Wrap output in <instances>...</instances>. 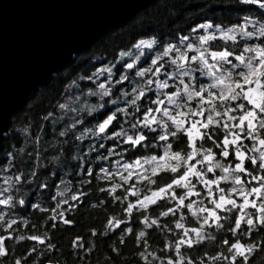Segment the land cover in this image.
I'll return each instance as SVG.
<instances>
[{
  "label": "snow or ice",
  "instance_id": "obj_1",
  "mask_svg": "<svg viewBox=\"0 0 264 264\" xmlns=\"http://www.w3.org/2000/svg\"><path fill=\"white\" fill-rule=\"evenodd\" d=\"M237 5L247 14L230 26L205 18L179 37L136 39L81 76L85 103L73 109L81 115L65 125L52 112L44 117L60 138L52 152L45 148L47 166L36 167L40 133L33 147L4 153L0 264H61L64 253L47 229L76 226L66 213L89 200L83 189H92L93 178L107 186H96L101 196L91 207L119 209L105 215L104 232L89 229L92 236L121 232L106 264H252L264 252V0L224 8ZM33 185L47 190L55 206L34 202ZM29 209L51 213L43 232L44 215L17 220ZM21 223L28 224L26 236ZM150 238L161 245L159 254L149 251ZM80 239L70 242L78 251L67 252L75 254L73 264L84 259L79 252L92 251ZM20 241L17 252L12 242ZM125 245L133 246L128 256Z\"/></svg>",
  "mask_w": 264,
  "mask_h": 264
},
{
  "label": "trees",
  "instance_id": "obj_2",
  "mask_svg": "<svg viewBox=\"0 0 264 264\" xmlns=\"http://www.w3.org/2000/svg\"><path fill=\"white\" fill-rule=\"evenodd\" d=\"M234 4L235 0H149L141 10L137 11L125 23L106 31L87 49L76 54L68 65L55 72L47 83L39 86L30 95L23 107L12 115L7 124L2 142L0 143V160L3 159L6 151L12 150L17 146L24 148L33 147L36 134L40 133L42 137L38 145L40 160L36 167L39 169L40 167L47 166L45 156L48 153L45 152V148L47 147L48 152H52L53 148L58 146L60 138L58 135L57 137L53 136L52 121L45 120L44 117L48 112H52L53 119L58 122V125H65L71 122L73 115H81L79 112H73V109L83 107L85 103L84 97L81 95V89L86 82L80 79L81 76L89 75L94 70V67L100 65L101 61L106 63L117 52L121 50L126 51L127 46L136 39H148L154 34L165 39H170L173 34L179 37L181 32L187 34L190 26L204 22L205 18L209 21L220 23L223 26H230V22H235L238 17L242 18L247 14V12L238 10L246 6L237 5L236 9L232 11L224 8ZM89 103L94 104L95 99L89 98ZM59 104H64L65 108L59 109ZM26 129L27 132H25ZM28 136H31L32 139H26ZM36 154L34 151L33 156L35 157ZM60 174L63 175V173ZM2 175L3 173H0V176ZM52 179H55V177H52ZM65 179L74 180L77 178L65 177ZM93 181L92 189H88L87 186L83 189L89 193V200L84 201L82 198L81 203L83 207H79V211L73 210L66 213L67 216L74 218L76 226L69 231H64L65 226L61 224L59 226L60 231H56L55 234H53L50 226L47 229L49 238L64 253V255L60 256L61 264H65V260H67V264H73L75 254L67 257V252L75 253L78 251L70 247V242L77 235L81 237L80 243L84 244L86 248L89 246L92 248L91 252H79V255L83 256L84 259L83 261H77V264H106L109 255V245L113 243L118 244L121 236L119 230H109L104 236H92L89 233V229L104 232L105 215L111 216L119 213V209L115 208L114 205H109L107 209H104L103 206L98 208L91 207V204L96 203V198L101 196V193L95 191L96 186H107L104 181H95L94 178ZM56 183L59 184V180ZM0 184H2V180H0ZM71 188L72 186L69 185V192ZM60 190H63V185L60 186ZM51 191L55 194L57 189L53 188ZM28 193H35L32 199L34 202H39L44 208H47L49 204L53 207L55 206V202L48 198L47 190L37 189L33 185L28 189ZM68 194V192L65 193L66 196ZM67 198L70 199L71 197L68 196ZM4 211L7 212V209ZM31 211L29 209L28 213L23 217L16 215L17 220H27L31 223L36 221L37 217L44 215V219L39 221L40 231L43 232L51 213L42 214L36 212L35 215H31ZM156 214H158V210ZM27 229L28 224L21 223L19 234L28 235ZM162 238L168 239L169 236L165 234ZM125 239H128V237H125ZM12 243H18L17 252L25 244L24 241ZM149 243L152 245L149 251H156L159 254L161 245L151 238L149 239ZM37 247L39 246L37 245ZM208 247L211 250V245ZM122 248L126 256L133 250L132 245H125ZM252 264H264V252L255 254Z\"/></svg>",
  "mask_w": 264,
  "mask_h": 264
},
{
  "label": "water",
  "instance_id": "obj_3",
  "mask_svg": "<svg viewBox=\"0 0 264 264\" xmlns=\"http://www.w3.org/2000/svg\"><path fill=\"white\" fill-rule=\"evenodd\" d=\"M148 1L0 0V143L39 86Z\"/></svg>",
  "mask_w": 264,
  "mask_h": 264
}]
</instances>
